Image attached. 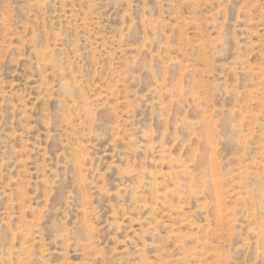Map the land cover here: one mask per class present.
Returning a JSON list of instances; mask_svg holds the SVG:
<instances>
[{"label":"rangeland","instance_id":"374dc122","mask_svg":"<svg viewBox=\"0 0 264 264\" xmlns=\"http://www.w3.org/2000/svg\"><path fill=\"white\" fill-rule=\"evenodd\" d=\"M0 264H264V0H0Z\"/></svg>","mask_w":264,"mask_h":264}]
</instances>
